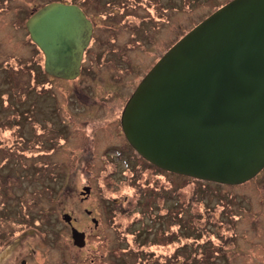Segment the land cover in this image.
Listing matches in <instances>:
<instances>
[{"label": "rangeland", "instance_id": "rangeland-1", "mask_svg": "<svg viewBox=\"0 0 264 264\" xmlns=\"http://www.w3.org/2000/svg\"><path fill=\"white\" fill-rule=\"evenodd\" d=\"M225 1L227 0L219 2L203 0L200 4L193 0H170L168 4L170 23L160 25L159 30L153 33L152 39H156L154 43L159 42L161 46L162 42L171 36H174V40L183 37ZM122 33L123 31H118V37L122 36ZM122 39L123 37H120L119 41ZM2 43L4 45L0 47V63L25 52L24 47L16 48L12 47L14 44L9 46L6 42ZM127 51L131 63L143 62L144 55L150 54V48L141 55L139 49ZM146 66L144 64L139 66L142 67V73L147 70ZM23 73L25 72L22 69L14 73L16 77L13 79L21 80ZM102 73L106 74L102 71L97 72L96 76ZM6 75L7 71L1 70L0 81ZM96 76L92 85V95L88 94L93 105H100L103 87L102 84H98ZM87 81L86 79L84 82ZM97 84L95 91L94 86ZM74 85L57 82L54 86V91L61 97L63 112H76L79 109L76 106L72 107L76 99V94L73 93ZM81 89L87 90L86 87ZM11 90L19 91L15 86L14 90ZM109 91L115 93L116 88L109 87ZM5 92L9 94L8 91L0 90V126L5 129L6 134H10L17 125L18 132L25 137L29 134L28 121L37 126L40 115L28 119L27 104L22 108L15 101L7 103L8 98L3 94ZM122 99L123 94H114L108 96L106 103L113 105L115 102L120 103ZM67 101L73 104L69 106L66 104ZM46 108H49V105ZM96 124L97 134L93 138L95 153L90 166L84 163H78L76 166L69 163V166H65L67 163L63 160L65 151L73 155L78 153L79 157L84 153L87 144L90 147L91 139L83 134L81 128L76 130L77 135L72 136V140L66 144L65 151L59 149L48 157L49 166L40 163L42 165L39 167H33L26 159L29 151L35 153L33 148L29 150L27 144L22 147L18 144L19 141L13 146H8L4 143L7 136L0 129V139L3 140L1 143L5 144L0 147V234L10 244L8 247L0 246L1 252L5 248L0 255V264H22L24 260L25 264H142L137 261V256L144 258L143 262H148L146 264H264V169L242 185L221 188L219 196L211 194V190L206 191L198 210L187 214L188 221L180 218L181 229H178V226L175 228L171 220L165 221L162 216L163 210L160 211L162 214L158 213L157 220L153 216L148 217L150 216L148 213L153 209L152 201H155L157 208L160 209V205L153 197L144 200L142 207L139 208L142 211L134 210L135 201H132L129 209L120 207L118 212H114L112 204L137 199L143 194L140 190L147 191V194L148 188L142 182L136 181L134 171L130 180L125 182L115 180L117 174V177H120V171L112 179L105 177L104 153H115L111 148L105 149L110 140H113V133L108 127ZM35 132L38 130H30V134ZM36 137L34 136L32 142ZM126 157L124 155V159L119 161V170L127 166ZM176 179L181 181L188 178L177 176ZM165 183L163 178L157 182L164 191L177 190L172 188L168 190ZM88 185L92 187V194L86 203L99 221L96 230L91 223L85 224L82 221L86 216L83 208H79V192L84 191L83 187ZM210 185L216 187L214 184ZM173 200L174 198L169 199L168 203L171 204ZM219 200L222 201L217 205ZM226 203L227 206H231L227 214L231 217L232 223L214 231L208 225L217 220V209ZM107 207H111L109 213H106L109 210ZM206 207L213 209L207 211ZM65 213H72L74 217L79 218L82 227L86 228L87 225L88 230L84 231L88 237L84 247L74 245L71 229L62 219ZM223 216L228 218L225 214ZM143 229L147 231L145 238L139 234ZM219 246L224 248L218 252Z\"/></svg>", "mask_w": 264, "mask_h": 264}, {"label": "water", "instance_id": "water-1", "mask_svg": "<svg viewBox=\"0 0 264 264\" xmlns=\"http://www.w3.org/2000/svg\"><path fill=\"white\" fill-rule=\"evenodd\" d=\"M29 27L47 72L75 78L91 37L85 14L51 4ZM121 123L164 170L230 186L255 178L264 169V0H231L182 37L130 96ZM62 219L72 225L69 213ZM71 235L86 245L85 232L72 226Z\"/></svg>", "mask_w": 264, "mask_h": 264}, {"label": "flooded vegetation", "instance_id": "flooded-vegetation-1", "mask_svg": "<svg viewBox=\"0 0 264 264\" xmlns=\"http://www.w3.org/2000/svg\"><path fill=\"white\" fill-rule=\"evenodd\" d=\"M169 1L170 0H0V47L4 45L2 43L3 41L9 46L14 44L12 47H24L25 51L23 54L18 53L19 58L12 57L11 60L7 59L5 62L0 63V71H7L6 77L0 81V90L9 92V94L7 92L3 93L4 95L6 94V97L8 98L7 103L15 101L22 108L27 104L26 116H28V119H31L36 115L38 116V114L40 115L38 122L36 123L37 126H34L31 121H28L29 134L25 137L21 136V132H18L17 125L13 128L14 131L10 132V134H6L5 129L0 126L2 133L7 136V141L5 140L4 143L8 146H13L19 141L18 144H21L22 147L27 144L29 150L33 148L35 151V153H33L32 150L29 151V154L26 156L28 163L33 165V167L41 166L42 164L40 163H43L44 166H49L48 163L50 161H48V157L59 149L65 151L64 148L66 144L72 140V136L75 137L77 135L76 130L81 128L83 129V134L91 139L89 142L90 147H88L87 144L83 151L84 153L79 155V157L78 153L73 155L69 151H65L63 160L67 163L65 166H69V163L70 165L74 164V166L78 163H84L85 165L87 164L90 166L93 162V156L95 153L93 138H95L97 134V131L95 130L98 125L96 123H99L101 127H108L109 131H112L113 133V140H110L105 149L111 148L115 153H104L105 177L112 179V177L120 171V177H117V174L115 180L121 182L129 181L135 168L138 165L142 166V163H145V161H149L142 157L128 142L122 128V113L130 96L143 78L182 38L181 36L174 40V36H171L169 39L163 41L161 46H159V42L154 43L156 40L155 38L154 40L152 39L153 33H156L159 30L160 25L170 23L168 15ZM193 1H198L202 4L203 0ZM217 1L219 2L220 0ZM230 1L231 0H227L219 4L213 12ZM51 4H65L78 7L85 14L91 27V37L84 50L79 73L73 79L54 76L47 72L46 54L33 41L31 36L32 33L29 27L30 20L42 8ZM213 12L209 13L207 16H210ZM207 16H205V18ZM96 18L98 20H96ZM202 20L204 21V18ZM202 20H200L198 24H200ZM118 31H123L122 36H120L123 37L121 42L119 41L120 37H118ZM142 33H144V35H142ZM185 35L186 34H184L183 37ZM5 37L10 39H6ZM117 42L122 45H119ZM149 48L150 54L144 55V58L142 59L143 62L131 63V57L127 50L133 49L134 51H137L139 49L141 55L142 52H145ZM149 60H151V62H149ZM142 64L147 65V70H144L143 73L141 72L142 67H139ZM21 69L25 72L22 74V79H18V81L17 79L14 80L13 78L16 77L14 73L20 72ZM102 71H105L106 74L102 73L99 76H96L97 72ZM95 76L98 84H102L101 86L103 87L102 98L99 101L100 105H93L92 101H90L91 96L89 94L92 95V85L95 81ZM86 79L88 81L84 82ZM57 82L66 85L72 83L75 84V90L73 91V93L76 94L75 103L73 104L71 101H67L66 104L69 106L70 104H73L72 107H78V111H62L63 104L60 101L61 97H59L54 91V86ZM83 83H86V85H83ZM98 84L94 86L95 91H97L96 88ZM14 86L19 91H15ZM85 87L87 90L83 91L81 88ZM109 87H115V93H111ZM114 94H123L122 101H120V103L115 102L113 105L106 103L108 96H113ZM11 97L13 100H11ZM47 105H49V108H46ZM26 116L25 118H27ZM34 129H37L38 132L30 134V130L32 131ZM34 136L37 137L35 141L32 142ZM1 142H3L2 139H0V147L1 145L5 146V144ZM111 143H113L112 146ZM124 155L127 156L125 161L128 163L126 167L119 170V161L124 159ZM5 159H7V157ZM152 165L160 170L176 174L164 170L154 164ZM1 166H3V164H1ZM6 166L8 165H5V167ZM23 166L27 167L26 165ZM148 166L153 169L151 165L148 164ZM201 181L204 182L203 186L205 189L207 188V184L208 189H210V183H206L210 181ZM225 186L230 185H224V187ZM85 187H90L92 190L91 185L84 186L83 189ZM220 189L216 190L212 188L211 194L219 196ZM91 190L90 194H83V191L79 192V208H83V213L86 216L82 221H84L85 224L91 223L93 229L96 230L98 229L99 221L94 217V212L89 209L88 203H86L92 194ZM168 197L169 198L167 199L165 198L162 205L166 208V212L168 209V215L165 217V221L171 220L172 225L177 223L178 229H181L182 223L179 222L180 218L183 217V219L188 221V212L184 209H181L179 212V210L175 208L177 205L175 197ZM173 198L174 200L169 204V199ZM221 201L222 200H219L217 205ZM227 204L228 203L224 204L220 210H217V220L215 222H231L230 220L232 219H230L231 217H228L227 214L228 208L231 206H227ZM107 208L109 209L111 207ZM109 211L110 209L107 210L106 213H109ZM180 213L183 214L182 217H180ZM224 214L228 218H225L223 216ZM70 215L72 216V225L68 224L70 229L74 226L82 232H85L84 229L88 230L87 225L86 228L82 227L79 218L74 217L72 213H70ZM208 226L216 231L222 225L220 223L219 225L212 224ZM174 227L176 228L177 226ZM85 233L87 238V232ZM1 245L4 247L10 245L4 240L2 234H0V246ZM2 252L0 251V255ZM25 262V260L22 261V264H25Z\"/></svg>", "mask_w": 264, "mask_h": 264}, {"label": "trees", "instance_id": "trees-1", "mask_svg": "<svg viewBox=\"0 0 264 264\" xmlns=\"http://www.w3.org/2000/svg\"><path fill=\"white\" fill-rule=\"evenodd\" d=\"M151 165L153 167V169L151 167L148 166ZM154 171H151V170ZM136 172V181L138 183L142 182L143 184H145L146 188H148V193L146 194L147 191L144 190H140L141 196H139L137 199H131L130 201H128L127 203L122 202L121 204H112V207L115 209L114 212H118V210H120L119 208L122 207L124 209H129L130 208V203L132 201H135V208L134 210H140L139 208L142 207V203L145 202V199H152L155 198L156 202L160 205V209L157 208L155 201H152L151 205L153 207V209L151 210L150 213H148L150 216V218H152L151 216H153L154 218H156L155 220H157V218H159L158 213L162 214L160 211L163 210L164 213L166 212V208H164L162 205L164 203L165 198H169L168 196H172L174 193V197L176 200V206L175 208H177L179 210V212L181 211V209H184L185 211L189 213H195L198 210L199 205L202 202V197L205 195V192L208 190H212V188H215L216 190H219L220 188H223L224 185L221 184H217V183H212V182H206V183H210V184H214L216 185V187H213L210 185V189H208V184H207V188L205 189L203 186V181H201L200 179H196V178H192V177H185L182 176L184 178H188V180L184 179L181 181H178L176 178L177 176H181V175H177L176 174H172L163 170H160L158 168H156L155 166L152 165L151 162H147L145 161V163H142V166H137L134 170V173ZM132 173V175L134 174ZM135 177V178H136ZM166 181L165 186L168 187L169 189H177L174 192H167L164 191L163 187L159 184H157V182L162 179ZM188 181V182H187ZM137 183V184H138ZM219 192V191H217ZM169 194V195H168ZM201 198V199H199ZM223 205V204H222ZM192 206V208H191ZM213 208L207 207V211L212 210ZM111 210V209H110ZM176 210V209H175ZM220 210V209H217ZM142 211V210H140ZM168 215V209L167 212L165 214H162V216L165 218ZM177 215V214H176ZM182 213H180V217H182ZM199 216V215H197ZM162 219V218H161ZM158 219V220H161ZM219 221V220H218ZM221 223V227H226L229 222L227 221H219ZM220 223L218 222H213V224H217L219 225ZM232 223V222H230ZM171 225V224H170ZM173 226H178L177 223H175ZM154 230V229H151ZM139 234L141 235V237L145 238L147 235V231H145V229H143L142 231L139 232ZM221 240H223V238H221ZM212 246V245H211ZM202 247V246H201ZM224 247L222 246V248L217 247L218 252L220 250H222ZM142 257L137 256V261H139V263L142 264H146L148 262H143Z\"/></svg>", "mask_w": 264, "mask_h": 264}]
</instances>
